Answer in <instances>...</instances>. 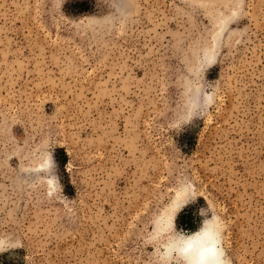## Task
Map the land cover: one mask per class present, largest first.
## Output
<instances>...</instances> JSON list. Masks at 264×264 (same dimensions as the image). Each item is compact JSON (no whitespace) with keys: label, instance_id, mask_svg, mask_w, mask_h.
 <instances>
[{"label":"rangeland","instance_id":"374dc122","mask_svg":"<svg viewBox=\"0 0 264 264\" xmlns=\"http://www.w3.org/2000/svg\"><path fill=\"white\" fill-rule=\"evenodd\" d=\"M183 181L264 264V0H0V264H153Z\"/></svg>","mask_w":264,"mask_h":264},{"label":"clouds","instance_id":"9594fccd","mask_svg":"<svg viewBox=\"0 0 264 264\" xmlns=\"http://www.w3.org/2000/svg\"><path fill=\"white\" fill-rule=\"evenodd\" d=\"M214 103V95L211 89L203 83L199 87L195 83L187 86L185 100V116L178 124V130L194 119L201 118ZM39 153L38 160L42 164L40 174L52 177L56 186L59 183L51 174L54 161L49 149ZM180 190L184 195L175 201L172 208L170 225L164 233L158 236L159 244L152 248L151 256L153 264H233L232 258L224 246L225 225L222 218L207 203V208H200L198 215L202 217L200 226L194 232L183 229L177 230L175 218L177 214L189 203H194L199 197L189 181H183ZM23 247L22 241H13L10 237H0V253L14 248Z\"/></svg>","mask_w":264,"mask_h":264},{"label":"trees","instance_id":"16d2710c","mask_svg":"<svg viewBox=\"0 0 264 264\" xmlns=\"http://www.w3.org/2000/svg\"><path fill=\"white\" fill-rule=\"evenodd\" d=\"M193 219L194 216L188 211H182L176 218V223L178 226L183 227L184 229L193 228Z\"/></svg>","mask_w":264,"mask_h":264}]
</instances>
